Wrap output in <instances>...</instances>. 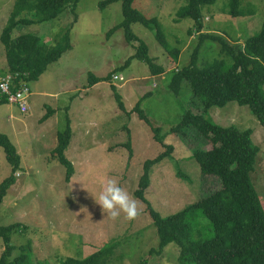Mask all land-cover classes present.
I'll list each match as a JSON object with an SVG mask.
<instances>
[{
	"label": "rangeland",
	"instance_id": "374dc122",
	"mask_svg": "<svg viewBox=\"0 0 264 264\" xmlns=\"http://www.w3.org/2000/svg\"><path fill=\"white\" fill-rule=\"evenodd\" d=\"M101 1L78 0L72 13L67 9L55 20L20 25L13 30V37L35 33L53 45L69 29L72 48L37 80L28 82L31 94L26 112L8 103L0 104V133L11 139L21 156L16 183L0 205V225L20 222L24 226L12 234V257L18 255L21 245L30 242L33 264L82 258L109 242L116 245L107 264H177L179 248L174 243L166 245L161 253L149 254L151 248H158L159 236L147 203L135 195L143 163L172 146L170 153L150 168V183L144 193L148 204L166 216L220 187L216 177L201 174L193 158L195 149H209L211 143L191 127L185 128V135L172 130L183 112L190 109L203 113L222 126L251 128L252 140L260 150L250 176L264 208V127L246 105L231 101L204 111L187 81L181 83L178 93L169 87L171 70L190 63L199 41L197 32L188 34L192 19L173 20L187 0L133 2V7L146 16L157 17L169 44L180 48L178 61H174L152 30L140 23L131 25L133 33L149 46L155 63L164 67L165 72L159 75H152L148 65L136 58L125 65L139 42L127 41L123 28L107 35L123 19L121 1L104 8L99 6ZM13 4L14 0H0V32ZM241 7L247 15L233 17L227 13L229 0L205 6L203 31L242 45L261 28L264 0H241ZM219 49V42L205 39L197 66L222 58ZM6 68L0 41V70ZM89 73L110 75V79L89 87ZM116 92L121 95L124 109L115 99ZM138 101L153 126L161 128V142L138 117L134 109ZM46 113L49 117L42 120ZM66 115L72 127L71 142L65 150L73 165L69 179L65 167L51 154L57 144L55 132L64 130ZM10 171L0 147V182ZM108 179H116L136 200L140 213L135 219L128 220L123 212L112 219L95 202L93 196L98 199ZM192 222L201 229L202 237H213L212 225L202 214ZM2 251L0 238V255Z\"/></svg>",
	"mask_w": 264,
	"mask_h": 264
},
{
	"label": "trees",
	"instance_id": "16d2710c",
	"mask_svg": "<svg viewBox=\"0 0 264 264\" xmlns=\"http://www.w3.org/2000/svg\"><path fill=\"white\" fill-rule=\"evenodd\" d=\"M115 1H121L123 19L107 35L123 28L127 41L139 42L136 52L126 60L125 65L136 58L148 65L152 75L164 73V67L155 63L149 53V46L133 33L131 25L140 23L152 30L156 40L174 61H178L180 48L169 44L157 17H148L133 7L134 0H103L99 6L104 8ZM215 1L187 0L177 10L173 20L179 22L184 18L192 19L193 27L188 29V34L197 32L199 41L193 49L190 63L171 70L169 87L178 93L181 83L187 81L193 95L200 98L204 111L213 106L223 107L231 101L246 105L264 127V20L260 30L248 37L242 45L230 43L223 35L203 31V8ZM77 2L78 0H14L7 22L0 32V41L4 46L7 65L5 72L14 77L15 88L21 78L27 82L37 80L51 63L58 61L63 53L72 48V44L69 29L53 45L35 33H22L13 37V30L20 25L55 20L67 9L72 13ZM227 13L233 17L247 15L241 7V0H229ZM205 39L219 42V52L223 57L210 60L199 67L197 60ZM109 79L110 75L99 77L89 73L88 86ZM115 99L120 108L124 109L121 95L117 92ZM5 103L6 97L0 96V104ZM134 109L138 117L151 127L154 138L161 142V128L153 126L141 109L140 101L135 104ZM68 110L69 108L66 111ZM49 115L46 113L42 120ZM188 127L211 143L209 149H195L193 158L198 163L201 174L216 177L220 187L183 209L162 216L148 204L144 193L150 183V168L168 155L172 146L168 145L156 157L145 160L135 195L147 203L148 214L159 236L158 248H151L149 254L161 253L166 245L174 243L179 248L177 264H264V208L250 176L260 150L252 140L253 130H241L234 125L222 126L203 113H194L190 109L183 112L179 123L172 130L185 135V128ZM71 138V120L66 115L65 128L57 132V144L51 154L65 167L67 179L73 173V165L65 155ZM0 147L11 166L10 174L0 182L1 205L9 188L16 183L15 174L21 168V156L16 145L4 133H0ZM199 213L211 223L213 237H202L201 229L192 222ZM22 229L24 226L20 222L0 225L3 243L0 264H33L30 242L21 245L18 255L12 257V234ZM115 245V242H109L82 258L66 257L59 264H107ZM144 263L145 261L142 262Z\"/></svg>",
	"mask_w": 264,
	"mask_h": 264
},
{
	"label": "clouds",
	"instance_id": "9594fccd",
	"mask_svg": "<svg viewBox=\"0 0 264 264\" xmlns=\"http://www.w3.org/2000/svg\"><path fill=\"white\" fill-rule=\"evenodd\" d=\"M93 198L100 205L102 211L107 213L112 219L118 218L123 212L128 220H133L140 213L136 200L131 197L116 179H108L98 199L95 196Z\"/></svg>",
	"mask_w": 264,
	"mask_h": 264
},
{
	"label": "built area",
	"instance_id": "2783aa9c",
	"mask_svg": "<svg viewBox=\"0 0 264 264\" xmlns=\"http://www.w3.org/2000/svg\"><path fill=\"white\" fill-rule=\"evenodd\" d=\"M117 79V76H113ZM122 77H120L121 79ZM30 89L28 82L20 79L15 88L14 77L9 72L0 71V96H5L7 103L16 106L22 113L29 109Z\"/></svg>",
	"mask_w": 264,
	"mask_h": 264
},
{
	"label": "crops",
	"instance_id": "0c3cea01",
	"mask_svg": "<svg viewBox=\"0 0 264 264\" xmlns=\"http://www.w3.org/2000/svg\"><path fill=\"white\" fill-rule=\"evenodd\" d=\"M7 69H4L3 71H6ZM1 71V70H0ZM9 117H11V115H9ZM44 128V127H43ZM53 131V134H54V130ZM58 132V131H57ZM57 132H55V140L57 139Z\"/></svg>",
	"mask_w": 264,
	"mask_h": 264
}]
</instances>
